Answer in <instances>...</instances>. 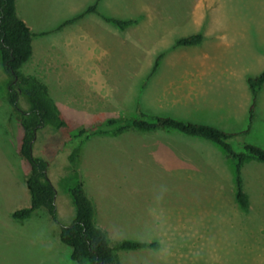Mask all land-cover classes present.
<instances>
[{
	"label": "rangeland",
	"instance_id": "374dc122",
	"mask_svg": "<svg viewBox=\"0 0 264 264\" xmlns=\"http://www.w3.org/2000/svg\"><path fill=\"white\" fill-rule=\"evenodd\" d=\"M96 2L99 12H87ZM17 8L38 33L33 45L44 43L39 66L27 63L22 70L54 84L48 88L67 119L60 129L41 130L35 145V153L51 161L61 219L76 216L62 179L75 167L91 197L108 202L117 217L116 242H159L118 251L120 264H264L263 161L250 158L243 168L250 198L244 209L235 177H228L235 172L212 141L175 129L94 130L109 117L138 115L140 109L245 129L253 101L248 77L264 70V0H17ZM102 15L136 22L121 28ZM199 32L200 44L177 45ZM6 77L0 60L1 92ZM83 128L90 131L81 133ZM23 136L3 96L0 264H79L46 208L28 219L13 217L31 205ZM233 141L237 149L245 142L264 146V86L253 130ZM103 214L100 209V221Z\"/></svg>",
	"mask_w": 264,
	"mask_h": 264
},
{
	"label": "trees",
	"instance_id": "16d2710c",
	"mask_svg": "<svg viewBox=\"0 0 264 264\" xmlns=\"http://www.w3.org/2000/svg\"><path fill=\"white\" fill-rule=\"evenodd\" d=\"M87 12H99L98 2L90 6ZM103 17L121 28L136 22V19L126 20L107 15ZM34 36L35 33L18 12L17 0H0V60L7 75L6 90H0V99L3 96L7 98L13 108V114L18 117L24 128L20 152L31 164V172L26 180L31 193V205L15 210L13 217L28 219L40 208H46L60 224L61 241L72 248L71 257L79 264H120L117 254L119 249L158 247L157 241L130 239L122 240L114 246L108 231L96 221V203L87 191L80 170L75 167H69L68 173L63 175L62 179L68 183L76 207V216L71 222L61 219L59 190L50 174L51 161L45 156L37 155L35 145L41 130L49 126L60 129L67 125V119L60 112L48 86L22 70L33 56ZM203 40L204 34L199 32L180 38L177 45H197ZM162 57L163 54L158 58L154 71L157 70ZM248 82L253 92V101L248 126L241 131H229L213 123L150 113L142 109L138 115L109 117L96 123L94 130L122 133L131 130L175 129L219 144L235 162L236 197L244 209H249L250 198L244 187L243 168L250 158L264 162V146L245 142L242 149H237L233 138L239 134H249L253 130L257 118L259 92L264 86V70L258 75H250ZM88 131L90 129L83 128L81 133Z\"/></svg>",
	"mask_w": 264,
	"mask_h": 264
},
{
	"label": "crops",
	"instance_id": "0c3cea01",
	"mask_svg": "<svg viewBox=\"0 0 264 264\" xmlns=\"http://www.w3.org/2000/svg\"><path fill=\"white\" fill-rule=\"evenodd\" d=\"M101 17V19H105L104 17H103V15L102 16H100ZM106 20V19H105ZM107 21V20H106ZM35 33V36L36 35H38V33L37 32H34ZM45 32H39V34H44ZM43 42H41L40 44H36V46H34V53H33V56H32V58H31V60L28 62V65L29 64H31V63H34V66H36V65H38L39 66V63H40V55H39V52H41V47H43L44 46V43L42 44ZM39 48V49H38ZM40 71H41V79H43L44 80V74H43V72H42V70L41 69H39ZM26 74H31V75H35V74H33V72H29V71H24ZM49 83V82H48ZM50 84V86L51 87H54V84L52 83H49ZM49 84L47 85L48 87H49ZM56 90L58 91V94L60 95V96H64V91H63V87L62 86H59L58 84H57V86H56ZM56 103H58V101H56ZM77 106V105H76ZM78 107V106H77ZM81 109V108H80ZM212 143H214L213 145H215L214 147H215V149H213L214 151H217L218 153H220V155H221V157H222V161L224 162V163H226V166L228 167V170H230L231 172H235L234 173V175H231L230 176V174H229V176L228 177H235V181H236V165H235V162L232 160V158H230L228 155H227V153H226V151L219 145V144H217V143H215V142H212ZM247 163H245V165H246ZM245 165H244V168H245ZM223 172V171H222ZM230 172V173H231ZM224 173H225V170H224ZM225 175V174H224ZM225 177H227L226 175H225ZM246 176H245V174H244V169H243V178H244V187H245V190H246V185H245V182H246V178H245ZM28 187V186H27ZM237 190V189H236ZM30 191V190H29ZM247 191V190H246ZM248 193V192H247ZM30 196H31V193H30ZM93 198V197H92ZM95 201V200H94ZM95 203H96V208H97V213H96V221H97V223L100 225V226H102L103 228H105L107 231H108V234H109V236H110V239H111V242H112V244L114 245V246H117L123 239H121L120 241H118V242H116V238L120 235L119 234V231H118V229H117V227H116V220H117V217H114L113 215H112V211H111V208L109 207V204H108V202H105V201H103V200H101V202H99V201H95ZM100 209H101V211H102V213H104L103 214V216H104V221H100V217H99V215H100ZM151 246H149V247H142V248H134V249H119L118 251H136V250H141V249H144V248H149V249H151V248H153V247H151ZM117 251V252H118ZM71 252H72V248H71ZM118 259H119V262L121 263V260H120V257H119V255H118Z\"/></svg>",
	"mask_w": 264,
	"mask_h": 264
}]
</instances>
